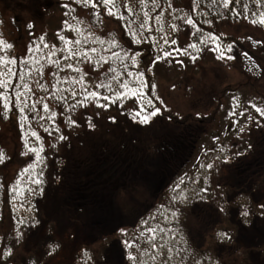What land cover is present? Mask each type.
<instances>
[{"label": "trees", "instance_id": "trees-1", "mask_svg": "<svg viewBox=\"0 0 264 264\" xmlns=\"http://www.w3.org/2000/svg\"><path fill=\"white\" fill-rule=\"evenodd\" d=\"M117 2L120 5L118 15H108V6L102 2L94 10L91 4L85 7L83 0L79 3L76 0H0V9L17 18L13 19L14 26L8 32L4 31V36L0 34V39L14 43L10 50L0 46V58L10 60L15 57L18 60L16 65L9 63L0 67V71L7 73L8 67H14L24 79L11 77L12 84L30 85V89H15L20 92L18 100L14 94L5 91L12 101L8 109L0 100V152L4 154V161L0 162V264H264V208L260 207L264 205V174L245 177L234 168L236 160L239 168L247 164L253 156L247 153L251 147H254L255 158L264 156L260 155L264 150V125L258 127L251 120L239 125L242 144L226 146L223 148L226 154L210 157L212 159L204 169L201 165L202 176H176L171 181L174 183L160 189L154 206L137 218L134 227H125L118 220L117 230L103 234L96 224L92 225L93 220L100 221L99 225L107 223L96 218L95 212L110 207L109 200L103 198L102 187L93 185L96 182L91 172L93 166L77 167L79 173L82 176L87 173V177L76 181L70 176L67 178L65 159L60 157L58 148L67 152L66 158L69 153L75 157L70 141L61 143L54 135L57 131L55 120L43 125L39 121L41 126L36 123L40 117L54 115L52 110L60 108V111L68 109L72 112L62 85L71 82L74 86L81 79L77 77L74 81V73L81 69V60L87 62L90 54L103 53L109 63L120 61L121 67H117L113 77L142 70L145 73L143 79L151 89L154 75L150 70L156 58L168 52L171 45L170 39L169 45L151 41L155 37L154 27L163 24L164 19L174 29V40L177 43L185 41L183 49L192 54L230 53L232 42L236 41L235 54L255 57L250 48L247 50L243 42L236 40L231 30L236 19L242 24V18L255 17L259 23L264 14V0H230L228 8L223 6V0ZM65 4L69 7H62ZM255 4H258V10ZM143 8L147 13L151 12L147 17L143 16ZM166 10L169 16L163 14ZM94 11L99 13V20L94 19ZM188 20L192 23L188 24ZM65 21L73 26L83 21L82 26L94 32L87 44H66L59 38L58 34L69 40L83 39L79 33L69 30ZM28 24L34 27L28 29ZM141 24H148L150 30H140ZM137 31L139 34L133 36ZM189 31L192 32L189 34ZM41 36L49 45H56L57 54L51 60L45 59L50 48L40 44L37 51L33 44L34 41L39 43ZM30 47L33 49L31 54L28 53ZM93 48L95 52L85 54V49ZM105 48L108 50L102 51ZM69 50L80 54L65 59ZM136 51L140 53L137 55L139 62L133 66L129 57ZM22 60H26V64L21 63ZM68 64L74 67L69 69ZM29 66L34 70L31 75L27 72ZM5 76L10 79L9 75ZM104 78L110 79L107 74ZM26 90L33 96L32 107L27 112L20 109L21 97ZM58 98H61L59 105ZM40 100L43 103L47 100L50 110L41 109ZM168 122L180 130L188 122L204 125L205 119L191 115ZM25 123L29 126L28 131L24 128ZM29 135L36 142L34 147L26 143ZM56 146L59 147L54 148ZM254 167L262 168L257 164ZM42 169L45 174L36 175ZM37 177L41 179L39 184L35 183ZM13 188H17L19 194L11 191ZM85 195L88 196L86 199ZM109 195L112 197L113 193ZM242 211L249 214L242 216ZM59 213L63 217L58 218ZM149 229L154 230L155 239ZM219 232H226L230 238L218 237Z\"/></svg>", "mask_w": 264, "mask_h": 264}, {"label": "rangeland", "instance_id": "rangeland-1", "mask_svg": "<svg viewBox=\"0 0 264 264\" xmlns=\"http://www.w3.org/2000/svg\"><path fill=\"white\" fill-rule=\"evenodd\" d=\"M139 3L142 5L141 2ZM255 7L258 10V4H255ZM142 10L145 17H147L145 14L151 13H147L146 8ZM163 14L169 16L167 10ZM14 18L17 20L15 16L6 14L0 9L1 35L4 36V31L8 32L14 26ZM254 18H242V24H239L236 19L231 33L236 40L245 44L247 50L250 48L255 57L235 54L233 49L238 47L237 42L234 41L230 53L223 52V58L219 59L217 57L221 52L218 55L210 52L192 54L189 50L183 49L185 41L173 44L174 29L164 19L165 26L158 24L159 27H154L156 28L155 37L151 41L159 44L167 41L166 44L169 45L168 39H170L171 45L168 50L170 55L161 56L150 70L154 75L155 88L150 89L144 81L145 86L140 89L142 96L128 92L116 103H109L102 98L95 99L91 96L85 99V96L94 90L101 92L103 96L112 95L107 87L98 89L96 85L100 82L106 85L111 83L113 89L121 91L120 84L125 80L129 83L135 82V76L128 79V73H124L121 76L123 81L120 80L121 77L119 80H114L113 76L116 72H111L110 67L113 66L112 69L116 70L117 67H121L120 61L105 63L106 57L103 53L98 56L89 53L90 55L86 58L89 61L80 59L81 69L74 73V81L77 77L81 79L77 80L74 86L71 82H64L62 85L64 98L68 100L72 112H68V109L60 111L59 108L52 110L54 115L49 118L43 116L36 120L39 125V121L43 125L54 123L55 120L57 131L54 135L61 140V143L70 141L71 151L76 154L75 157L69 153V158H66L67 152L58 148L62 160L65 159L69 163L67 166L64 160L67 178L70 176L73 181H76L87 177V173L82 176L79 173L80 168L77 167L86 164L93 166L94 169L91 172L94 173L93 180L96 181L93 185L102 187L103 198L110 203L108 209L104 208L95 212L96 218L107 222L104 223L105 225H99L100 221H92V225L96 224V227H99L100 233H113L117 230L116 221L118 220L125 227H134L133 224L137 218L154 206L160 189L174 183L175 181H171L176 176L201 175L200 168L205 159L207 164L210 157L216 158L226 154L224 147L242 144L243 138L238 135L240 123L251 120L258 127L264 125V114L256 111V108L264 110V24L253 23ZM144 30L147 32L150 30L148 24ZM191 32L189 31V34ZM130 61L133 65V61L131 59ZM138 62V56H136V65ZM105 74L110 77L109 80L104 78ZM0 78L6 79V76ZM29 93L26 90L21 97L20 109H24L25 112L32 107L30 100L33 96ZM59 99L61 98L56 100L58 105ZM149 100L154 106L160 108V112L149 124L134 123L132 119L134 112L139 111L141 104L148 108ZM45 101L43 103V100H40L41 109H44L42 106L47 104ZM98 103L108 104V107H97ZM191 115L198 119H205V124L188 122L179 130L173 128L168 122L171 119L182 120ZM24 128L29 130L27 123ZM180 139L188 141L183 146V150L178 155H173V160L166 159L161 147L170 141ZM26 143L31 147L36 144L30 135ZM57 147L59 146L54 148ZM247 153H254V147H251ZM260 155H264V150H261ZM175 156H179L180 161ZM234 158H236L235 155ZM127 168L130 169L127 170ZM246 168L247 166L243 164L240 168L238 166L236 171L241 176H252L251 178L264 174V168L254 167L249 172ZM113 169L118 174L116 181L109 180L113 175ZM37 172L40 174L36 175L43 176L45 169ZM124 174L128 175L122 178ZM71 185L73 186V182ZM86 189L91 190L90 187ZM112 193L111 197L109 194ZM87 197L84 196L85 199ZM57 217L61 218L63 215L59 213ZM202 223H205L204 220ZM196 227L199 231L200 228Z\"/></svg>", "mask_w": 264, "mask_h": 264}, {"label": "snow or ice", "instance_id": "snow-or-ice-1", "mask_svg": "<svg viewBox=\"0 0 264 264\" xmlns=\"http://www.w3.org/2000/svg\"><path fill=\"white\" fill-rule=\"evenodd\" d=\"M76 2L79 3L80 0H76ZM101 2L103 3V5H107L108 6V8H107L108 15H118L120 5L118 4L117 0H100V2H97V0H83V4H84L85 7H87L89 4H91V7L94 10L98 9L100 7V3ZM229 4H230V0H223V6L225 8H228ZM62 7L68 8L69 5L65 4V5H62ZM113 9H116V12H114ZM129 11H131V9H129ZM65 15H67V13H65ZM145 15H147V14H145ZM93 17H94L95 20H99V13L94 11L93 12ZM73 19H77V17L73 16ZM64 23H65L66 27L69 30H73V31L79 33L83 37V39H80V40H69V38H67L65 36H61V35L58 34L59 38L62 41H64L66 44H68V43L75 44V45L87 44V39L90 38L93 35V33L89 29H86V28H84L82 26L83 25V21H80V23L78 25H76V26L69 25L68 21H65ZM187 23L191 24L192 21L188 20ZM253 23H257V21L254 20ZM259 23L260 24H264V14L261 15ZM27 27H28V29H32L34 26L32 24H28ZM144 28H145L144 24H141L139 26L140 30H143ZM138 34H139V31L134 32L133 36H136ZM166 43H167V41H166ZM172 43L175 44L176 41L173 40ZM33 44L36 47L37 51H39V45L40 44H43V47H45V48H50V51L45 56V59L51 60L52 57L57 54L56 53V45L55 44L49 45L45 41V38L43 36L39 37V43L34 41ZM0 46H2L4 49H9L10 50V49H12L14 47V43H9V42H7V41H5L3 39H0ZM193 47H195V46L193 45ZM107 50L108 49H106V48L102 49V51H107ZM175 50L176 51H181L180 49H175ZM32 51H33V49L31 47L28 48V53L29 54H31ZM88 51L95 52V49L94 48L93 49H85V54ZM79 54L80 53H78V52L74 53L71 50H69V56H66L65 59H70L72 55H79ZM137 55H140V53L138 51H136L133 56L129 57L133 61V66H137L136 65V56ZM164 55L168 56V55H170V53L165 52ZM217 58L218 59L219 58H223V52ZM228 58L231 59V57H228ZM156 59H159V57H157ZM17 62H18V60L15 57L10 58V60H3V58H0V67L6 66L9 63L11 65H16ZM20 62L26 64V60H22ZM36 62L38 63L39 61H36ZM104 62L107 63V61H104ZM54 63L58 64L59 61H54ZM67 67L69 69H72L74 66L72 64H68ZM33 71L34 70H33V68L31 66H29L27 68V72H28L29 75H31ZM35 71L37 73H39V69H36ZM111 72L115 73L116 70L115 69H111ZM5 74L9 75L10 79H2V78H0V89H3L2 91H0V100L3 101V105L2 106L5 109H8L9 108V104L12 103V101L9 99V96L5 95V91L9 92L10 94H14L16 99L18 100L19 97H20V92L16 91L15 89L16 88L30 89V85L28 83H23V84H20V85H13L12 84L11 77L19 76L20 80L24 79V76L23 75H19L18 71L14 67H8L7 68V73H5L4 71H0V77L5 76ZM144 75H145L144 72H137V73L133 74L131 71H129L128 72V79H131L133 76H135V82L129 83L127 80H125L124 82H122L120 84L121 91H116L115 89H113L112 86H111V83H108L106 85L104 82H100V83H98L96 85V88L103 89V88L107 87L112 92V95L103 96L101 92L94 90V91L88 92V95L85 96V99H88V96H91L92 98H95V99H101L102 98L103 100L108 101L109 103H116L117 100L121 99L123 96L128 94V92H131L133 95L139 94V95L142 96L143 93L140 91V89L145 86V82H144V79H143ZM113 78L119 79L118 77H113ZM34 82L37 83L38 86L42 87V85H39V81L38 80H35ZM152 87L155 88V85H153ZM85 91H87V90H85ZM78 103H79V101H78ZM97 107L107 108L108 104H99L98 103ZM43 108L46 111L50 110V107H49L48 104H44ZM149 108L151 109L150 111L148 110ZM256 111L257 112H261L262 114H264V110H261L260 108H256ZM159 112H160V108L154 106L152 104V101L149 100L148 101V108H146L143 104H141L140 108H139V111H135L134 112V114L132 116V119H133L134 123H140V124H145L146 125V124H149L151 122L152 118L154 116H156ZM231 114H235V113H231ZM33 135H35L34 132H33ZM61 139H63V137H61ZM33 151H35V150H33ZM3 161H4V154L2 152H0V162H3ZM225 162H227V161H225ZM24 171L27 172L28 169H25ZM40 182L41 181H40L39 177H37L36 180H35V183L39 184ZM11 191L19 194L18 191H17V188H13V189H11ZM260 207L264 208V205H260ZM220 210L223 211L224 209L221 208ZM248 214L249 213L247 211H242L241 212L242 216H247ZM175 215H176V213L173 212V216H175ZM149 231L153 232V239H155L154 230L149 229ZM217 236L220 237V238H230V237H228V234L226 232H219V233H217ZM125 243L127 244L128 242L125 241ZM57 247H58V245H57ZM153 247H155V245H153ZM54 250H55V248H53V251ZM49 254H51V253H49Z\"/></svg>", "mask_w": 264, "mask_h": 264}, {"label": "flooded vegetation", "instance_id": "flooded-vegetation-1", "mask_svg": "<svg viewBox=\"0 0 264 264\" xmlns=\"http://www.w3.org/2000/svg\"><path fill=\"white\" fill-rule=\"evenodd\" d=\"M188 141H184V140H182V139H180V140H176V141H170L168 144H165V145H163L161 148H162V151H164L163 152V154H164V157L166 158V159H168V160H173V155H178V153L181 151V150H183V146L187 143ZM251 154V153H250ZM254 154H256L255 152L254 153H252V157L248 160V162H247V164H245L246 166H247V168H246V171H251L253 168H254V166L257 164L259 167H262V168H264V157L261 159L262 160V162L259 160L261 157L259 156H257L258 158H255L254 157ZM258 155V154H257ZM175 158H178V161H180V158H179V156H175ZM206 159L204 160V163H202V165L205 167L206 166ZM238 164H239V161L238 160H236V162H235V169H237L238 168ZM128 169H130V168H127V170ZM112 170V169H111ZM117 172H115V170L113 169V175L110 177V179L109 180H114V181H116V180H118L117 179ZM126 175H128V174H126ZM125 174L124 175H122V178H125V177H127ZM169 177H171V175H169Z\"/></svg>", "mask_w": 264, "mask_h": 264}]
</instances>
